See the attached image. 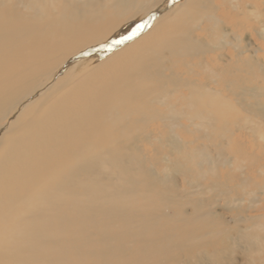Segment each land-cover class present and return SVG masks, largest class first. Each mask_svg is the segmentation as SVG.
Wrapping results in <instances>:
<instances>
[{
	"label": "bare ground",
	"instance_id": "6f19581e",
	"mask_svg": "<svg viewBox=\"0 0 264 264\" xmlns=\"http://www.w3.org/2000/svg\"><path fill=\"white\" fill-rule=\"evenodd\" d=\"M168 3L0 0V264H264V187L214 209L262 158L264 44L219 0Z\"/></svg>",
	"mask_w": 264,
	"mask_h": 264
},
{
	"label": "rangeland",
	"instance_id": "374dc122",
	"mask_svg": "<svg viewBox=\"0 0 264 264\" xmlns=\"http://www.w3.org/2000/svg\"><path fill=\"white\" fill-rule=\"evenodd\" d=\"M172 1H174V2H176V3H182V2H184L185 0H169V2H171L172 3ZM220 1V5L221 6H223V7H226V8H229V6L231 7V6H233V10L232 9H230L229 10V12L228 13H230V14H234V16H235V18H236V21H234L235 19H234V17H232V19H233V24L236 26V28L237 27H239L240 26V28H241V30H243L244 31V34L242 35V37H243V42L244 43H246V42H249V39H251L252 37H251V35L252 34H254V36L259 40V42L260 43H262V44H264V39H262L261 37H259L260 35H259V32H262V30L264 29V6L262 5V2H260L259 3V6H258V9H252L251 8V5L252 4H257V1L256 0H219ZM235 1H237V2H235ZM171 3H168L166 6L168 7V6H170V4ZM262 5V6H261ZM246 7H248L247 9H246ZM168 9V8H167ZM240 9V10H239ZM166 10V9H165ZM164 10V11H165ZM241 16H243V17H241ZM235 22H236V24H235ZM228 30H230V28L228 29ZM231 32V31H230ZM229 32V33H230ZM218 34L219 33H216L215 34V41L217 40V41H219L218 40ZM230 36V39L233 37L232 35H229ZM220 42V41H219ZM233 42V41H232ZM258 43V42H257ZM259 44V43H258ZM218 53V55H221V53H219V52H217ZM214 56V55H213ZM192 66H194V67H192ZM191 67L189 66V68H190V71H189V75H188V77H192V78H196L195 76L199 73V72H202V70L199 68V67H197V66H195V65H192ZM194 68V69H193ZM182 72H184L185 71V69H183L182 68ZM193 70V71H192ZM200 70V71H199ZM256 72V73H255ZM194 73V74H193ZM193 74V75H192ZM206 74H210L209 72H206V73H204V75H206ZM194 76V77H193ZM251 77H253V80L255 81V82H257V80H259V78H257L258 77V74H257V69H253V73H252V76ZM262 85V84H261ZM261 103H263L264 104V102H262L261 101ZM240 117H242V116H239V118H237L236 116H234V117H231V118H229V117H227V118H222L224 121H222L221 123L222 124H218V126H219V129H218V132H215V134L218 136V137H222L221 138V140L222 139H225L227 136V140H226V142L228 141V140H238V139H240V140H243L244 138H243V135H241V133L239 132L240 130H234V129H236V125L237 124H240V120L242 119V118H240ZM236 118V119H235ZM227 119V120H226ZM240 119V120H239ZM226 121V122H225ZM232 121V122H231ZM235 121L237 122V124L235 123ZM228 122V123H227ZM231 122V123H230ZM224 123H225V125H224ZM233 124H235V125H233ZM228 126V127H227ZM233 126H235V127H233ZM221 130V131H220ZM232 131V133L234 132L235 134H230V135H226V134H228L229 132H231ZM236 131V132H235ZM238 131V132H237ZM264 133V132H263ZM246 134H247V132L245 133L244 132V137H245V139H247V140H250V141H252L253 140V143L255 144V145H257V147H255V149H256V152L258 151L259 153H258V155L257 156H259V155H262V158H260V160H259V163L258 164H256V165H254L253 163H245V161L244 162H241V163H243L245 166V170H247V172H248V174H246L249 178H248V181H249V179L251 180V181H253V182H251V181H249L250 183H248V187L246 186V188H245V190L246 191H244V192H242V193H240V195L239 194H233L232 196H234V198H236V199H224V200H220L216 205H215V210L218 212V213H226L229 209L228 208H233V207H236V206H240V204H238L235 200H242V202H241V205H243L244 207H242L243 209H246V210H248L247 208L249 207V197H250V195H251V192H258V190H259V188H260V190H261V188H263L264 187V167H262L263 165H264V146H263V141H261V140H259V139H257V138H248L247 136H249L248 134H247V136H246ZM220 135V136H219ZM235 135V137H232V136H234ZM247 137V138H246ZM229 138V139H228ZM233 138V139H232ZM168 140H170V139H168ZM188 140V141H187ZM194 142L195 141V139H186L185 141L186 142H189L190 141V143H192V141ZM257 142H255V141ZM259 144V145H258ZM231 146V147H230ZM261 147H262V150H261ZM229 148H234V145H230L229 144V142H228V144H227V146L225 145V149L224 150H222V151H224L225 153L227 152V154H229L228 153V151H229ZM228 150V151H227ZM235 150V149H234ZM163 151L165 152H167V153H165V155H166V157H168V159L170 160V161H168V162H170V164H175V163H179V162H183L182 161V159H183V156H184V154L183 153H178V154H176V152L175 151H171V149L168 147V146H166L165 147V150L163 149ZM236 151V150H235ZM253 151H254V149L253 150H251V151H246V150H243V149H241V151L239 152V157L238 156H236V158H234L235 160H236V163L238 162V160H240V158H241V155H243V156H247L246 155V153L248 152V153H250V158L252 159V157L255 159L256 157L255 156H253V155H251V154H254L253 153ZM216 154V153H215ZM231 154V153H230ZM229 154V155H230ZM234 155V154H233ZM248 157V156H247ZM158 158V157H157ZM238 159V160H237ZM241 161V160H240ZM261 161V162H260ZM191 165H193L194 164V162L193 163H190ZM234 166H235V164H233ZM247 165V166H246ZM165 166V165H164ZM164 166H161L160 168H163ZM223 165L221 164V165H219V170L221 171H225V170H227L228 168L227 167H222ZM249 166V167H248ZM256 166H258V168L256 167ZM253 167V169L251 170V168ZM262 167V168H261ZM216 168H218V167H216ZM225 168H227V169H225ZM236 168H237V166H236ZM203 169H205V166H203ZM260 170V171H259ZM255 172V173H254ZM260 172H262V173H260ZM240 175L241 173H239V171H234V172H232V174H233V178L234 177H237L238 176V174ZM230 175V174H229ZM215 179V172L214 171H212V170H210L209 171V173L206 175V177H205V179L207 180V179ZM232 178V179H233ZM231 179V182H230V186H235V184L237 185V183H236V181L238 180V179H233V180H235L234 182H232L233 180ZM176 180V179H175ZM257 180V181H256ZM221 182H224L225 183V180L224 179H221ZM176 183H178V184H180L181 185V181L180 180H178ZM256 184L259 186V187H255L256 186ZM253 185H255V186H253ZM252 186V187H251ZM263 186V187H262ZM255 187V188H254ZM264 189V188H263ZM222 190H223V192H225V190L223 189V187H222ZM259 190V192H261V191H264V190H261L260 191ZM216 192V188H213V189H211V190H206L205 191V194H203V198L202 199H206V198H208L209 196H211L212 195V193H215ZM258 192V193H259ZM243 197H246L245 199H242ZM194 200H201V198H199L198 197V199L197 198H194ZM231 204H234V206L233 207H231L230 205ZM257 205H259V206H261V207H259V209L257 210V209H255L254 208V211L253 210H248L247 211V213H249V214H252V215H256V216H261V215H264V203H262V201L260 202V203H258V204H256L255 206H257ZM260 208H263V210L262 211H260V215H259V210H260ZM188 210V209H187ZM254 212H257V213H254ZM226 215V214H225ZM228 218H231V215L229 214L228 215ZM230 219H228L227 221H229ZM260 223H263L264 224V220H262V221H260ZM241 226H243L242 224H241ZM252 226V225H251ZM237 257V260H236V264H242L243 263V255H236Z\"/></svg>",
	"mask_w": 264,
	"mask_h": 264
},
{
	"label": "snow or ice",
	"instance_id": "6c2138e0",
	"mask_svg": "<svg viewBox=\"0 0 264 264\" xmlns=\"http://www.w3.org/2000/svg\"><path fill=\"white\" fill-rule=\"evenodd\" d=\"M129 39H131V37H128ZM121 42V41H118V43Z\"/></svg>",
	"mask_w": 264,
	"mask_h": 264
}]
</instances>
